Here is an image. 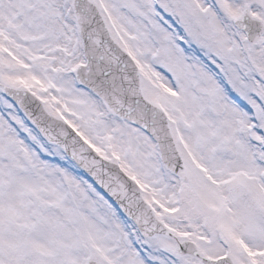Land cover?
<instances>
[{
  "label": "snow or ice",
  "instance_id": "6c2138e0",
  "mask_svg": "<svg viewBox=\"0 0 264 264\" xmlns=\"http://www.w3.org/2000/svg\"><path fill=\"white\" fill-rule=\"evenodd\" d=\"M0 264H264V0H0Z\"/></svg>",
  "mask_w": 264,
  "mask_h": 264
}]
</instances>
